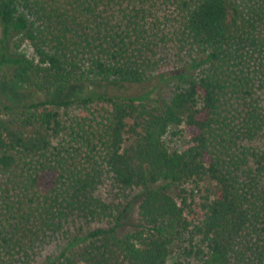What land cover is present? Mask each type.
I'll list each match as a JSON object with an SVG mask.
<instances>
[{
	"label": "trees",
	"instance_id": "1",
	"mask_svg": "<svg viewBox=\"0 0 264 264\" xmlns=\"http://www.w3.org/2000/svg\"><path fill=\"white\" fill-rule=\"evenodd\" d=\"M3 69L0 264H264V0H0Z\"/></svg>",
	"mask_w": 264,
	"mask_h": 264
},
{
	"label": "rangeland",
	"instance_id": "2",
	"mask_svg": "<svg viewBox=\"0 0 264 264\" xmlns=\"http://www.w3.org/2000/svg\"><path fill=\"white\" fill-rule=\"evenodd\" d=\"M15 50L13 46H11V51ZM15 51H18L19 53H22L26 56L31 55V50L26 46L22 45L20 48L16 49ZM8 74L6 72V69H3L0 73V83H1V88H0V108L3 105L10 104L12 103L13 99L10 97L11 93L8 90L9 86L6 85L8 81ZM152 84H155L156 81L151 82ZM2 84H4L5 87H2ZM172 84H161L159 86V89L157 90L155 94V98H165L169 96L171 89H172ZM104 91L107 90L110 93L116 92V93H122V94H133L137 93V90L135 88H129V87H122V86H117V85H110L108 87H102ZM100 90V89H99ZM13 95V94H12ZM181 128H172L170 131L166 134L164 137L165 144L170 150H179L183 149L185 147V139L183 135H174L172 132L174 130H180ZM101 195L105 197L109 201H115L118 203V197H116L113 189L111 188L110 184L105 185L102 187L100 191ZM130 221L134 219V213H130L129 215ZM128 219V220H129ZM55 252V251H53ZM168 264H193L192 259H185L184 255L182 254V250L175 251L171 254L168 260Z\"/></svg>",
	"mask_w": 264,
	"mask_h": 264
}]
</instances>
